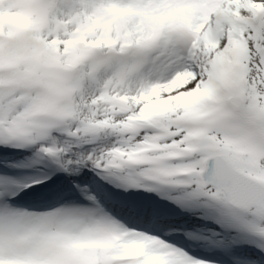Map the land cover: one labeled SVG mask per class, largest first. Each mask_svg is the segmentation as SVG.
Listing matches in <instances>:
<instances>
[{
    "label": "snow or ice",
    "instance_id": "snow-or-ice-1",
    "mask_svg": "<svg viewBox=\"0 0 264 264\" xmlns=\"http://www.w3.org/2000/svg\"><path fill=\"white\" fill-rule=\"evenodd\" d=\"M0 264H264V0H0Z\"/></svg>",
    "mask_w": 264,
    "mask_h": 264
}]
</instances>
